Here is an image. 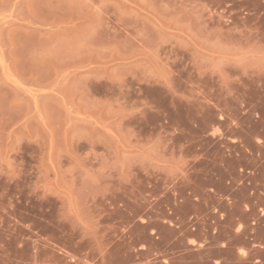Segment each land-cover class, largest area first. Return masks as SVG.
Returning <instances> with one entry per match:
<instances>
[{
  "label": "rangeland",
  "instance_id": "374dc122",
  "mask_svg": "<svg viewBox=\"0 0 264 264\" xmlns=\"http://www.w3.org/2000/svg\"><path fill=\"white\" fill-rule=\"evenodd\" d=\"M150 251L264 264V0H0V264Z\"/></svg>",
  "mask_w": 264,
  "mask_h": 264
},
{
  "label": "crops",
  "instance_id": "0c3cea01",
  "mask_svg": "<svg viewBox=\"0 0 264 264\" xmlns=\"http://www.w3.org/2000/svg\"><path fill=\"white\" fill-rule=\"evenodd\" d=\"M196 250V249H193ZM153 253L150 251V264H172V263H168L167 261H165L164 263L162 262H156L155 260H153ZM166 260V259H164ZM211 260V259H210ZM213 262H218L216 261V259H212ZM212 261L210 262L208 259H203V258H182L179 259L178 261H176L177 264H212Z\"/></svg>",
  "mask_w": 264,
  "mask_h": 264
},
{
  "label": "bare ground",
  "instance_id": "6f19581e",
  "mask_svg": "<svg viewBox=\"0 0 264 264\" xmlns=\"http://www.w3.org/2000/svg\"><path fill=\"white\" fill-rule=\"evenodd\" d=\"M58 4H60V3H58ZM60 6H62V5H59V6H57V7L55 6V7L57 8V10H59V11L56 10V13L53 15L54 17H56V16L61 17V16H62V15L59 14V13H60V10H61V9H59ZM64 7H65V5H64ZM60 8H61V7H60ZM65 9H66V8H65ZM68 9H69V8H68ZM63 10H64V9H63ZM61 11H62V10H61ZM64 11H65V10H64ZM68 13H69V12H68ZM61 14H62V13H61ZM66 15H67V14H66ZM64 16H65V15H64ZM69 16H70V15H69ZM54 17H53V18H54ZM59 17H58V18H59ZM61 18H62V17H61ZM53 20H54V19H53Z\"/></svg>",
  "mask_w": 264,
  "mask_h": 264
}]
</instances>
